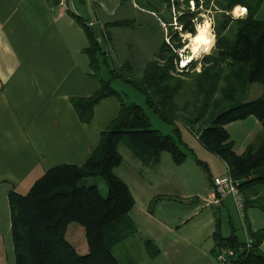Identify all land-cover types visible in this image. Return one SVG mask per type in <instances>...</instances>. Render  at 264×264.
Segmentation results:
<instances>
[{"label": "trees", "instance_id": "16d2710c", "mask_svg": "<svg viewBox=\"0 0 264 264\" xmlns=\"http://www.w3.org/2000/svg\"><path fill=\"white\" fill-rule=\"evenodd\" d=\"M189 1H194L197 11L179 12L176 19L182 31L195 34L194 19L199 13L200 0H184L186 4ZM203 1L206 8L214 12L215 43L200 60L199 71L194 70L197 61H192L187 71L175 73V62L179 58L175 50L181 49L182 43L163 41L139 78L121 74L124 68L132 73L128 62L122 69H111V74L132 84L162 120L174 126L177 120L183 121L197 135L200 144L227 165L229 175L240 181L242 193L246 187H264V21L255 18L264 0ZM164 2L171 7L170 0ZM238 5L247 8V13L234 18L230 12ZM147 7L151 12L157 11L150 5ZM74 18L88 38L85 52L99 84L90 97L71 98L78 119L89 124L96 104L111 96L119 100L120 109L117 117L100 132L95 150L83 165L54 166L27 194L9 192L15 264H118L112 254L113 246L136 231L129 217L133 197L127 185L114 174V169L123 161L119 147H126L144 167L156 166L163 152H167L176 165L186 158L174 137L151 128L140 105L123 100L111 85L112 77L108 80L100 77L99 56L103 53L99 40L81 16L74 15ZM129 24L125 19L107 22L99 33H104L109 40V28ZM252 83L262 86L263 95L244 103V95ZM179 100L183 101L182 106ZM250 116L258 120L261 131L255 141L238 154L227 126ZM196 125L198 128L194 131ZM174 131L178 133L176 126ZM90 178L104 182L106 195L95 184H82ZM159 199L155 198L153 203ZM251 238L254 249L240 256L236 264H264V253L258 250L264 229L252 232ZM214 240L215 247L238 249L243 245L233 235L221 237L218 229ZM144 243L149 255L157 256L153 242L146 239Z\"/></svg>", "mask_w": 264, "mask_h": 264}, {"label": "crops", "instance_id": "0c3cea01", "mask_svg": "<svg viewBox=\"0 0 264 264\" xmlns=\"http://www.w3.org/2000/svg\"><path fill=\"white\" fill-rule=\"evenodd\" d=\"M127 1L130 6L123 9ZM88 8L99 31L104 23L130 18L136 10L151 13L162 28L160 16L132 0H88ZM263 8L264 1L255 15L257 20L264 21L260 18ZM74 15H79L74 0H0V261L9 264H15L9 192L27 194L54 166L83 165L95 150L100 132L120 109L116 97L104 98L94 107L89 124L80 122L74 111L72 97H90L99 88L85 52L88 38ZM116 28L119 27L108 29L109 40L100 34V39L107 42L108 52L101 47L99 62L105 60L107 68L109 61L114 63L111 30ZM132 62L136 63L133 59ZM252 84L246 90L244 103L263 95V89ZM245 122L257 130L256 134H249L248 144L261 131L253 116L230 123L227 131L238 154L243 151L238 152L230 128L244 126ZM193 136L198 140L194 132ZM197 148L209 153L201 144ZM167 154L163 152L154 167L123 158L114 169L133 197L129 217L136 227L134 234L112 248L118 264H214L216 229L221 237L233 235L242 244L252 232L264 229V187H246L242 191L245 209L241 217L231 195L218 205L208 202L214 180L229 174L225 163L221 170L214 167L206 188L197 189L184 162L176 165ZM230 207L237 212V225L230 217L225 222L228 230H224L216 212L224 209L230 215ZM146 239L157 248V256L151 257L147 252ZM258 250L264 253V238Z\"/></svg>", "mask_w": 264, "mask_h": 264}, {"label": "rangeland", "instance_id": "374dc122", "mask_svg": "<svg viewBox=\"0 0 264 264\" xmlns=\"http://www.w3.org/2000/svg\"><path fill=\"white\" fill-rule=\"evenodd\" d=\"M137 2L140 6H143L145 10H148L150 5L157 9L154 12L157 16H160L163 22H161V27L156 22V17L151 16V13L148 12H140L136 10L130 13V18L128 20L133 25L131 26H123L116 29L111 30V38H112V46L114 51V60L113 65L112 62L109 61V68H107L106 64L101 60L100 66L101 71L99 73L106 80L111 77L109 69H122L123 64L125 62H132V59L136 63H129L132 66V73H129L125 68L121 70V74L125 76H129L130 78L137 79L141 76L144 64L151 60L153 57V53L157 50L159 44L163 41L166 43L174 44L177 41L182 43V49H185L183 54L191 53V38L197 33L198 29H202L207 31L208 33V45L205 49L208 51H202L200 54L195 57L194 61H197V65L195 66V71L200 69L201 64L200 60L206 54H208L214 47L215 43V35L213 32V15L214 12L210 10V8H206L203 0L199 1L198 6V14L194 19V31L195 34L189 31H182L180 29V25L176 17L179 16V12H185L187 10L197 11L195 7L194 1H189L188 4L184 2V0H170L172 3L171 7H168L164 0H132ZM177 1L178 3H176ZM130 1H127L124 5L126 7L130 6ZM212 3L210 4V6ZM237 8L230 12L232 17H242L237 13ZM149 11V10H148ZM245 16V15H244ZM260 18H264V8L260 14ZM132 20V21H131ZM131 23V24H132ZM163 24L166 25V29H164ZM163 29V30H162ZM214 37V39H213ZM214 40V42L212 41ZM174 41V42H173ZM100 47L108 52L107 42L101 37L99 40ZM191 48V49H190ZM112 52H109V55ZM108 55V56H109ZM111 58V57H110ZM128 60V61H127ZM104 64V65H103ZM197 69V70H196ZM193 71V70H190ZM192 73V72H191ZM188 78V77H187ZM191 79V77H189ZM252 85L259 87L261 90V85L259 83H253ZM112 87L117 91L123 100L126 103H135L140 105L150 124L151 128H154L165 135H171L175 138L180 150L186 155L183 167L188 175L194 178L195 186L197 189L206 188L209 182V179L212 175H214V167H217V170H221L225 168L224 162L220 158H216L211 152H205L204 150H198L197 145H200V142L196 140L193 136V132L187 125L183 123L181 120H177L175 122V126L178 129V133L175 134V126L170 124L164 120H162L147 104L145 97L136 90V88L128 83L124 82L119 78L112 77ZM251 98L254 95H250ZM179 105L182 106L183 101H178ZM200 123V122H199ZM244 126H231V135L235 141L236 148L238 152H242L246 145L250 142V138L253 134H256L257 130L253 127L249 122H245ZM243 127V128H242ZM253 127V128H252ZM198 125L194 126V131L197 130ZM251 134V136L249 135ZM119 151L122 154L123 158L126 160L133 159L134 163L139 164L140 162L132 157L128 149L124 146L119 147ZM203 151V152H201ZM168 155V154H167ZM169 157V156H167ZM170 159V158H168ZM140 165V164H139ZM227 175V172L224 174ZM82 184L91 185L95 184L98 186L100 192L103 195L107 193V187L104 182L100 178H90L82 181ZM175 205V204H172ZM183 207H186L183 206ZM215 210L216 207L212 206ZM236 212V210H235ZM233 209L229 208V214L227 210L221 209L216 212L222 219V223L224 225V230H228V224L225 223L231 217V219L236 222L237 225V212L235 213ZM11 252L9 253V257H11ZM215 259V258H214ZM217 260L215 259L214 264H217ZM0 264H9L8 261H0Z\"/></svg>", "mask_w": 264, "mask_h": 264}, {"label": "built area", "instance_id": "2783aa9c", "mask_svg": "<svg viewBox=\"0 0 264 264\" xmlns=\"http://www.w3.org/2000/svg\"><path fill=\"white\" fill-rule=\"evenodd\" d=\"M163 26L164 29H166V25L163 24ZM175 51L178 52L179 58L175 62L174 72L178 74L187 71L194 60L189 61L187 59L188 54H183L185 49L181 48ZM239 186L240 181L233 179L229 174L216 178L210 190V196L208 199L209 204L218 205L226 196L231 195L234 199L239 215L243 217L244 199ZM252 249H254L253 239L247 237L243 245L238 247V249L230 246L216 247L215 258L218 264H236V261L240 256L249 254Z\"/></svg>", "mask_w": 264, "mask_h": 264}, {"label": "bare ground", "instance_id": "6f19581e", "mask_svg": "<svg viewBox=\"0 0 264 264\" xmlns=\"http://www.w3.org/2000/svg\"><path fill=\"white\" fill-rule=\"evenodd\" d=\"M237 11V10H236ZM208 45V33L202 29H198L195 36L191 38V53L187 55L189 61L194 60L198 54L202 51H205L206 46Z\"/></svg>", "mask_w": 264, "mask_h": 264}, {"label": "water", "instance_id": "95a60500", "mask_svg": "<svg viewBox=\"0 0 264 264\" xmlns=\"http://www.w3.org/2000/svg\"><path fill=\"white\" fill-rule=\"evenodd\" d=\"M78 14L89 24L95 39H100L99 29L96 23L92 22L91 15L88 8V0H74Z\"/></svg>", "mask_w": 264, "mask_h": 264}, {"label": "clouds", "instance_id": "9594fccd", "mask_svg": "<svg viewBox=\"0 0 264 264\" xmlns=\"http://www.w3.org/2000/svg\"><path fill=\"white\" fill-rule=\"evenodd\" d=\"M237 13L239 16H243L247 13V8H244L242 6H237ZM205 51H208V49H205Z\"/></svg>", "mask_w": 264, "mask_h": 264}]
</instances>
